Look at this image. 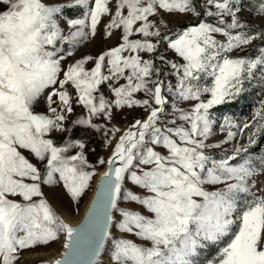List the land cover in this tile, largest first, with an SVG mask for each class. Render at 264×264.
I'll return each mask as SVG.
<instances>
[{"label":"snow or ice","instance_id":"6c2138e0","mask_svg":"<svg viewBox=\"0 0 264 264\" xmlns=\"http://www.w3.org/2000/svg\"><path fill=\"white\" fill-rule=\"evenodd\" d=\"M73 8L80 14L66 15ZM165 15L197 22L170 35ZM98 34L118 43L76 57ZM256 41L264 0L253 12L236 0H0V264L61 234L52 264H264V156L252 158L251 131L264 124V101L242 125L225 117L218 140L211 113L264 79ZM125 108L144 115L109 126ZM92 134L111 152L72 226L42 185L85 193Z\"/></svg>","mask_w":264,"mask_h":264},{"label":"rangeland","instance_id":"374dc122","mask_svg":"<svg viewBox=\"0 0 264 264\" xmlns=\"http://www.w3.org/2000/svg\"><path fill=\"white\" fill-rule=\"evenodd\" d=\"M237 3L243 4L244 8L247 12H253L257 7L258 0H236ZM79 9H67L66 15L69 17H75L80 14ZM204 18V17H201ZM106 19V18H105ZM207 19V18H205ZM164 23L160 24L161 30L166 32L167 34L174 35L176 32L182 30L185 26L190 24H194L197 22L191 16L188 15H180V16H163ZM211 22V20L209 21ZM102 33V25L100 29ZM118 35V34H117ZM118 43L116 37L112 38H104L101 34H98L94 40L88 43L87 47H82L79 51L76 52V57H79L81 54H91L98 55L101 51L106 50L109 47L115 46ZM256 47L264 46L260 41L255 42ZM160 53H164V48H160ZM249 51V50H246ZM245 52H234L233 55H244ZM250 54H255V49L250 50ZM167 55L171 58L173 56L172 53H167ZM158 63V62H157ZM91 65H89L90 67ZM244 91L238 95L235 99L226 102L221 105L215 106L212 110V116L216 123V139H220L222 137V133L219 132V125L223 123L224 118H230L234 123L243 124L246 120L251 118V114L255 109L260 106V102L264 101V79L257 78L250 82H246L244 85ZM142 95V94H141ZM171 103V101H170ZM170 110V104H169ZM81 109H77V112H81ZM114 118L110 122L109 126L114 124L116 127L123 130L130 123L133 122L135 118H141L144 113L140 108L133 109H123V110H114ZM107 123V122H105ZM252 133H254V139L257 142V146L255 148V154L252 158L259 160L261 156H264V124H257L255 128H253ZM120 133L117 134V136ZM75 135L79 136L80 133L77 131ZM239 139V137H237ZM248 134L245 133L244 142L247 143ZM87 139V138H86ZM226 148L231 149V145H226ZM94 149V152L92 151ZM110 147H105L104 143L100 138V134H92V138L88 142V159L89 163L92 165V168L95 170V176L93 180L90 182V187L85 190V193L77 200H73L66 189H64L62 184H51V185H42V191L44 194V198L51 205V207L55 210L56 214L61 217H66L70 220H76L89 198V195L93 189L95 179L97 177L98 171L104 166L97 163L99 158H107L110 152ZM161 152L164 150L162 148L157 149ZM91 170V169H90ZM128 187H132L130 184ZM136 192H141L142 190L139 188L133 189ZM121 207L126 208H137L138 206L127 201L121 200ZM142 210V209H140ZM119 213L114 214V220H119ZM114 236H120V232L118 229H112ZM63 246V234L60 235V238L54 242L49 243L47 246H38L30 250H26L22 252V259L20 264H42L47 258L51 257L53 254L58 252ZM215 255V250L213 247L212 251L205 250L204 256L211 259ZM105 261H107V255L105 254L102 257Z\"/></svg>","mask_w":264,"mask_h":264},{"label":"water","instance_id":"95a60500","mask_svg":"<svg viewBox=\"0 0 264 264\" xmlns=\"http://www.w3.org/2000/svg\"><path fill=\"white\" fill-rule=\"evenodd\" d=\"M111 152V150H110ZM110 152L108 154V156L110 155ZM107 168V165L105 164L99 171H98V174H97V177L95 179V182H94V186H93V189L89 195V198L82 210V213L80 214V216L76 219V220H70L66 217H63L61 216L60 218L63 219L66 223H69L70 225L72 226H78L80 225L84 219L86 218V215H87V212L89 210V205L91 204L94 196H95V192H96V189H97V184L99 183L100 179H101V175L102 173L106 170ZM64 249H63V246L61 247V249L56 252L55 254H53L51 257L47 258L45 261H43L42 264H52V261H54L55 259H58V258H61V254L63 253Z\"/></svg>","mask_w":264,"mask_h":264},{"label":"trees","instance_id":"16d2710c","mask_svg":"<svg viewBox=\"0 0 264 264\" xmlns=\"http://www.w3.org/2000/svg\"><path fill=\"white\" fill-rule=\"evenodd\" d=\"M70 10V9H69Z\"/></svg>","mask_w":264,"mask_h":264}]
</instances>
